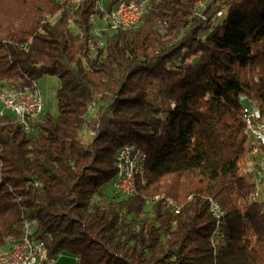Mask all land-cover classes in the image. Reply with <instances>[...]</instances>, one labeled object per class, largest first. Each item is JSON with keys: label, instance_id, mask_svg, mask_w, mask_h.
<instances>
[{"label": "trees", "instance_id": "obj_1", "mask_svg": "<svg viewBox=\"0 0 264 264\" xmlns=\"http://www.w3.org/2000/svg\"><path fill=\"white\" fill-rule=\"evenodd\" d=\"M98 2L0 0V85L59 80L55 115L26 129L0 113V250L34 220L49 259L264 264V186L252 200L240 100L264 114V0H151L134 25L95 32ZM128 143L147 161L123 197L113 182Z\"/></svg>", "mask_w": 264, "mask_h": 264}, {"label": "built area", "instance_id": "obj_2", "mask_svg": "<svg viewBox=\"0 0 264 264\" xmlns=\"http://www.w3.org/2000/svg\"><path fill=\"white\" fill-rule=\"evenodd\" d=\"M151 0H116V4L111 8V14H103V21L110 30L120 29L117 26V19L127 21L134 16H138V9H145L147 12ZM101 10V6H99ZM5 90V89H4ZM10 93H18V100H3L0 104H7L10 111L17 121L24 127H28V120L38 116L43 110L42 95L39 98H32V93L26 86L6 89ZM240 96V99H243ZM255 106L244 109L242 119L244 131L251 140V149L254 150L253 160V182L255 186H264V175H257V164H264V119H257ZM119 161L127 162V166H134L135 159L127 157V147L120 152ZM117 170V169H116ZM118 174H127L119 173ZM117 191H128L127 183L117 184ZM30 235L28 239H19L16 243H11L10 247L3 253L0 264H53L54 259L46 257L45 245L41 241L33 240L32 233L35 228V221L29 220ZM60 256V253L57 254ZM77 260V257H75Z\"/></svg>", "mask_w": 264, "mask_h": 264}, {"label": "bare ground", "instance_id": "obj_3", "mask_svg": "<svg viewBox=\"0 0 264 264\" xmlns=\"http://www.w3.org/2000/svg\"><path fill=\"white\" fill-rule=\"evenodd\" d=\"M101 11L103 12V14H111V9H106L102 6H101ZM143 14H145V9H138V16H134L131 19H129L128 21L126 19H117V26H119L120 29L130 27V26L134 25ZM216 15L221 16L222 11H217ZM25 86L31 90L32 98H39L40 97L41 93H40V90L38 88L37 81L33 80L30 82L29 86L28 85H25ZM241 96L244 97L243 99H240L243 101V103L244 102L249 103V105L245 104V109L251 107L252 105L257 107L253 101H251V100L249 101L244 95H241ZM3 100H18V93H10V91H5L4 89L3 90L1 89L0 90V101H3ZM0 106L7 110V104H0ZM0 113H1V111H0ZM256 115H257V119H264L262 112L258 107L256 108ZM243 130H244V127H243ZM244 134L246 135L245 131H244ZM246 137L250 143V150L248 153V157L251 156L253 159L254 150L251 149L252 143H251V140L248 138L247 135H246ZM125 147H127V157H132V159H135L134 166H127V162L119 161L120 152H122V150ZM146 159H147L146 153L138 145H132V144L125 145L118 150L117 155H116V169L118 170L119 173H127V174H118L117 184L127 183V186H128V191H118V192H121L125 195L131 194L135 190L136 182L138 180H141L142 182H143V180H145L144 174H145ZM257 175H264V164H257ZM252 178H253V167H252ZM261 189L262 188L260 186L254 185L255 194L257 193V194L261 195ZM174 207H175L174 209L176 211L179 210L178 206L175 203H174ZM209 211L211 212L214 220L216 221L217 230L220 227H223V222H224L223 218H224L225 212H224L221 204L217 200L210 199ZM222 234L220 232H216L213 234V237L215 238L216 242H218V243L224 242ZM29 235H30L29 220H25L23 223L21 239H28ZM12 243H16V241H14ZM7 249L0 251V259L3 255V253Z\"/></svg>", "mask_w": 264, "mask_h": 264}, {"label": "rangeland", "instance_id": "obj_4", "mask_svg": "<svg viewBox=\"0 0 264 264\" xmlns=\"http://www.w3.org/2000/svg\"><path fill=\"white\" fill-rule=\"evenodd\" d=\"M110 1H112V0H99V2H98V6H102V7H104V8H106V6L110 3ZM116 4V2L112 5V7L114 6ZM111 7V8H112ZM110 8V9H111ZM107 9V8H106ZM148 11V10H147ZM216 17H220V16H218V15H216ZM97 26H99V27H97ZM95 32H99V29L98 28H100V29H103V30H107V31H113V30H110L109 28H107V25L105 24V22L103 21L100 25H96L95 27ZM188 60H190V58L188 59ZM35 81H37V85H38V88H39V90H40V93H41V95H42V99H43V105H44V107H43V110H42V112L40 113V114H43V113H45V112H48V113H50V114H53V115H55L56 113H57V103H56V92H57V88H58V86H59V80H58V78L56 77V76H43V77H41L40 79H38V80H35ZM28 86H29V84H28ZM24 87V86H23ZM15 88H17V87H15ZM3 90V89H10V90H12V89H14V87H9V86H1L0 85V90ZM244 104H246V105H249V103L248 102H244ZM0 111L2 112V111H7V112H9V113H11L10 111H8V110H6V109H4V108H2L1 106H0ZM12 114V113H11ZM39 114V115H40ZM38 115V116H39ZM262 115H263V117H264V114L262 113ZM17 120V119H16ZM22 125V124H21ZM23 126V125H22ZM24 127V126H23ZM24 128H26V127H24ZM26 129H28V127L26 128ZM125 145H130V143H128V144H124V145H122L121 147H123V146H125ZM132 145H138V144H132ZM139 147H141L140 145H138ZM120 147V148H121ZM119 148V149H120ZM142 148V147H141ZM118 149V150H119ZM143 149V148H142ZM118 150H117V152H118ZM144 151V150H143ZM145 152V151H144ZM146 153V152H145ZM116 155H117V153H116ZM147 155V154H146ZM253 160H255L254 158L252 159V157L250 156V157H248V161H247V164H246V167L248 168V169H250L251 171H252V167H253ZM146 161H147V159H146ZM115 168H116V162H115ZM145 171H146V164H145ZM116 177H117V170H116V174H115V178H114V182H113V188L116 190L115 192L116 193H118V194H120L121 196H123V197H128V196H130V195H132V194H134L135 192H136V187H135V190H134V192L133 193H131V194H127V195H125V194H123V193H121V192H118L117 191V186H115V182H116ZM144 178H145V174H144ZM145 182V180H143V182L141 181V180H138L137 182H136V186H137V184L138 183H144ZM111 189L109 188L108 189V191H110ZM110 193V192H109ZM251 197V199L252 200H258L259 198H260V195L259 194H255V191H253V194H252V196H250ZM153 199H164V197H163V195L162 196H160V195H155L154 197H152ZM164 203H166V205L167 206H169L170 208H171V210L174 212V213H178L179 212V210H180V205L177 203H175V201H173V199H171L170 197H166L165 199H164ZM174 203L178 206V208H179V210L178 211H176L174 208ZM22 237V236H21ZM42 242V241H41ZM44 243V242H43ZM11 245V244H10ZM9 245V246H10ZM45 245V244H44ZM9 246H7V247H4V248H2L0 251H2V250H4V249H7V248H9ZM45 250H46V248H45ZM59 254V253H58ZM53 264H77V261H76V259H75V257L74 256H72L71 254H69L68 252H63V253H60V256H58L57 255V257H55V259H54V263Z\"/></svg>", "mask_w": 264, "mask_h": 264}]
</instances>
